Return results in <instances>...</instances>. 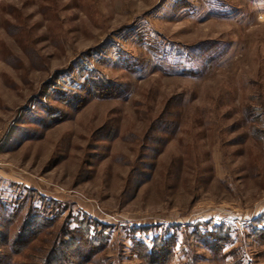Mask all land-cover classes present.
<instances>
[{
    "label": "rangeland",
    "instance_id": "rangeland-1",
    "mask_svg": "<svg viewBox=\"0 0 264 264\" xmlns=\"http://www.w3.org/2000/svg\"><path fill=\"white\" fill-rule=\"evenodd\" d=\"M0 264H264V0H0Z\"/></svg>",
    "mask_w": 264,
    "mask_h": 264
},
{
    "label": "trees",
    "instance_id": "trees-1",
    "mask_svg": "<svg viewBox=\"0 0 264 264\" xmlns=\"http://www.w3.org/2000/svg\"><path fill=\"white\" fill-rule=\"evenodd\" d=\"M151 253L152 252L146 254L148 258H152L153 257V255ZM163 256H164L163 254L160 255V257H163ZM163 260H164V258H163ZM157 262H159V261H157Z\"/></svg>",
    "mask_w": 264,
    "mask_h": 264
}]
</instances>
